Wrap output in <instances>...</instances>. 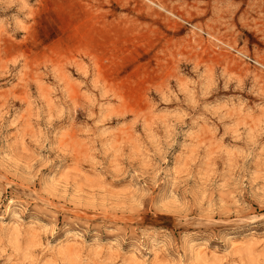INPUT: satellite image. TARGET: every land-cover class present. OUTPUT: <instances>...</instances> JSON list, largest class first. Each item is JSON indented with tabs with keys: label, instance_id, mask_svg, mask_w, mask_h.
Instances as JSON below:
<instances>
[{
	"label": "rangeland",
	"instance_id": "obj_1",
	"mask_svg": "<svg viewBox=\"0 0 264 264\" xmlns=\"http://www.w3.org/2000/svg\"><path fill=\"white\" fill-rule=\"evenodd\" d=\"M0 264H264V0H0Z\"/></svg>",
	"mask_w": 264,
	"mask_h": 264
}]
</instances>
